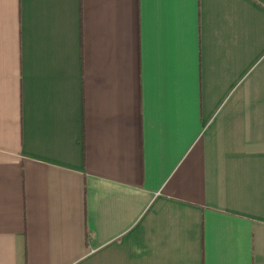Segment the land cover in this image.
<instances>
[{
  "label": "crops",
  "instance_id": "1",
  "mask_svg": "<svg viewBox=\"0 0 264 264\" xmlns=\"http://www.w3.org/2000/svg\"><path fill=\"white\" fill-rule=\"evenodd\" d=\"M0 264H264V0H0Z\"/></svg>",
  "mask_w": 264,
  "mask_h": 264
}]
</instances>
